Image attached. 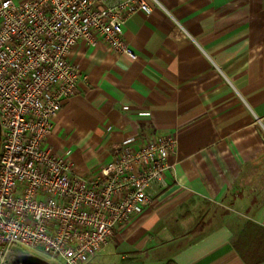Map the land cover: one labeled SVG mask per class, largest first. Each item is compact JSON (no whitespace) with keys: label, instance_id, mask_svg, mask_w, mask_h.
Wrapping results in <instances>:
<instances>
[{"label":"crops","instance_id":"crops-1","mask_svg":"<svg viewBox=\"0 0 264 264\" xmlns=\"http://www.w3.org/2000/svg\"><path fill=\"white\" fill-rule=\"evenodd\" d=\"M157 1L124 24L137 60L76 45L83 77L46 142L90 179L127 139L177 138L144 214L90 264H264V0Z\"/></svg>","mask_w":264,"mask_h":264},{"label":"built area","instance_id":"built-area-1","mask_svg":"<svg viewBox=\"0 0 264 264\" xmlns=\"http://www.w3.org/2000/svg\"><path fill=\"white\" fill-rule=\"evenodd\" d=\"M0 0V264L17 245L65 264H90L152 202L149 188L172 167L174 135L134 148L127 139L87 179L46 146L83 77L70 60L80 41L107 43L133 60L124 24L148 0ZM158 2L157 0H155ZM159 3V2H158Z\"/></svg>","mask_w":264,"mask_h":264},{"label":"water","instance_id":"water-1","mask_svg":"<svg viewBox=\"0 0 264 264\" xmlns=\"http://www.w3.org/2000/svg\"><path fill=\"white\" fill-rule=\"evenodd\" d=\"M5 264H53L31 253L19 252L15 247L8 253Z\"/></svg>","mask_w":264,"mask_h":264},{"label":"rangeland","instance_id":"rangeland-1","mask_svg":"<svg viewBox=\"0 0 264 264\" xmlns=\"http://www.w3.org/2000/svg\"><path fill=\"white\" fill-rule=\"evenodd\" d=\"M15 249L19 252L31 253V254L37 255L43 259L50 261L53 264H65L63 259H61L57 256H54L50 253L45 252L42 248H38V247L32 248V247H27V246L22 245V244H17L15 246Z\"/></svg>","mask_w":264,"mask_h":264}]
</instances>
